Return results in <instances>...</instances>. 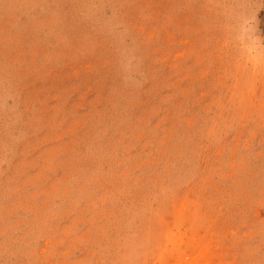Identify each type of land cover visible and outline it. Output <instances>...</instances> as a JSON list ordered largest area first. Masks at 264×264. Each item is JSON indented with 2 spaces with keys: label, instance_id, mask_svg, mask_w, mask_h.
Segmentation results:
<instances>
[{
  "label": "rangeland",
  "instance_id": "rangeland-1",
  "mask_svg": "<svg viewBox=\"0 0 264 264\" xmlns=\"http://www.w3.org/2000/svg\"><path fill=\"white\" fill-rule=\"evenodd\" d=\"M0 264H264V0H0Z\"/></svg>",
  "mask_w": 264,
  "mask_h": 264
}]
</instances>
